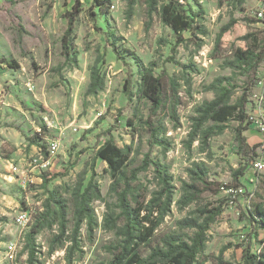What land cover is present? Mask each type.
Returning <instances> with one entry per match:
<instances>
[{
	"label": "rangeland",
	"instance_id": "obj_1",
	"mask_svg": "<svg viewBox=\"0 0 264 264\" xmlns=\"http://www.w3.org/2000/svg\"><path fill=\"white\" fill-rule=\"evenodd\" d=\"M167 1L156 0L149 15L150 0H136L128 19L126 0H110L108 13L94 0H0V264H112L126 241L135 247L145 237L144 217L157 224L138 246L148 258L167 235L191 242L198 229L182 222L204 223L217 208L196 264H245L247 248L264 254V63L254 84L236 57L264 51V0H179L202 26L183 42L161 20ZM93 67L105 86L88 95ZM142 69L162 78L159 108L141 92ZM222 95L233 105L249 100L243 136L256 155L244 153L238 119L203 118ZM39 136L62 140L59 153L40 152ZM110 140L129 154L126 181L96 157ZM40 156L50 159L43 169ZM123 193L129 209H141L135 222ZM10 242L18 250L11 262Z\"/></svg>",
	"mask_w": 264,
	"mask_h": 264
},
{
	"label": "trees",
	"instance_id": "obj_2",
	"mask_svg": "<svg viewBox=\"0 0 264 264\" xmlns=\"http://www.w3.org/2000/svg\"><path fill=\"white\" fill-rule=\"evenodd\" d=\"M127 1V17L131 19L134 15V7L136 0H126ZM94 5L104 9L103 13H108L110 6V0H94ZM157 10L156 0H150L149 15ZM160 17L162 22L170 27L180 42L185 41L183 34L185 32H192L193 34L202 33V26L197 22V18L200 17L198 12H193L188 10L179 0H168L167 3L163 4L160 8ZM73 24H74V15L70 17L69 28L66 31L63 37V49L67 55H69L72 48V34H73ZM118 52L117 49H115ZM236 57L238 60L242 61L244 64L249 66V73L254 75V84L260 83V80L257 78V73L259 67L264 63V51L259 54H252L247 51L238 50ZM118 59H120L118 57ZM141 77L143 82L142 94L145 98L153 103L155 108H159L161 105L163 85L162 78L155 77L150 71L142 69ZM105 81L104 78L96 67H93L91 70V83L89 85L87 94L88 95H97L100 91L104 89ZM130 82H127L126 93L131 95L129 90ZM247 95H251V88H248ZM249 100L244 98L241 106L229 104L226 101V95H222L219 99L213 100L206 103L205 108L203 109V118L210 117L217 123L225 124L229 120L236 118L241 122V126L238 129V138L240 140L241 146L243 147L244 153L246 155L254 154L256 147H250L246 143V138L243 136L244 131L248 128L243 126L245 122L251 124L249 121V116L247 115V103ZM224 127V126H222ZM223 129V128H221ZM40 148L44 151L47 148V144L41 143V140H45L43 136L36 138ZM96 157L105 161L111 171L113 178H118V182L127 180V164L129 161V154L124 149L117 146V144L110 140L106 142L96 153ZM158 168V164L152 162ZM246 167H241L235 174L234 188L236 190H241L243 188L242 183L240 182V177H243L246 173ZM160 175L163 177V173L158 170ZM56 201V200H55ZM121 201L124 209V213L127 215L128 220L131 222L136 221V216L133 214L136 213L139 215L141 209L131 210L126 204L125 194H121ZM259 215L263 218L260 223L264 227V210L259 208ZM222 212V208H217L211 210V214L206 218L204 223L199 224L197 221L186 220L182 224L187 227L197 228V232L193 237L191 242L182 240L179 236L176 235H167L164 240V248H153L152 254L148 258H143V256L138 251V246L141 243L147 242L150 237H152L157 224L152 223L149 217H144V222L151 223V226L145 227L146 234L144 238L140 237V243L136 244L135 247H132L129 241H126L123 246L122 252L117 255L115 261L112 264H196L198 261L199 255L205 250L207 243L206 233L210 228V224L219 216ZM245 264H264V254L256 255L253 254L250 248L245 250L244 255Z\"/></svg>",
	"mask_w": 264,
	"mask_h": 264
},
{
	"label": "built area",
	"instance_id": "obj_3",
	"mask_svg": "<svg viewBox=\"0 0 264 264\" xmlns=\"http://www.w3.org/2000/svg\"><path fill=\"white\" fill-rule=\"evenodd\" d=\"M260 17L264 16V11L259 13ZM2 99L0 98V108L2 106ZM260 128L262 129V131H264V125L261 124ZM77 131V129H75ZM62 146V140L60 139H52L48 142L47 144V152L49 155V158L54 157L56 154L59 153L60 149ZM40 152L43 153V150L40 148L39 149ZM50 163V159H46L44 160L43 164H42V169L47 167ZM256 167H261L262 164L260 163H256L255 164ZM15 170H17V168H15ZM231 192L235 191V190H230ZM238 193V190H236ZM29 222V212L25 211L22 212L18 215L17 217V223L21 226H26ZM17 244H15L14 242H10L5 248H4V259L7 261H13L15 260L16 256H17Z\"/></svg>",
	"mask_w": 264,
	"mask_h": 264
},
{
	"label": "crops",
	"instance_id": "obj_4",
	"mask_svg": "<svg viewBox=\"0 0 264 264\" xmlns=\"http://www.w3.org/2000/svg\"><path fill=\"white\" fill-rule=\"evenodd\" d=\"M40 157H41V159H43V161L46 160V159H44L42 156H40Z\"/></svg>",
	"mask_w": 264,
	"mask_h": 264
}]
</instances>
